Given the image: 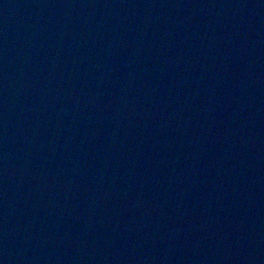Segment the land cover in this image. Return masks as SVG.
Masks as SVG:
<instances>
[{
    "label": "water",
    "instance_id": "1",
    "mask_svg": "<svg viewBox=\"0 0 264 264\" xmlns=\"http://www.w3.org/2000/svg\"><path fill=\"white\" fill-rule=\"evenodd\" d=\"M0 264H264V0H0Z\"/></svg>",
    "mask_w": 264,
    "mask_h": 264
}]
</instances>
